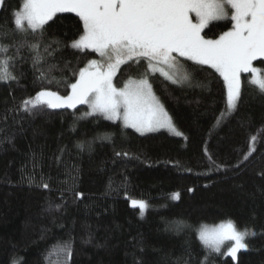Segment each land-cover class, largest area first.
<instances>
[{
  "label": "trees",
  "instance_id": "1",
  "mask_svg": "<svg viewBox=\"0 0 264 264\" xmlns=\"http://www.w3.org/2000/svg\"><path fill=\"white\" fill-rule=\"evenodd\" d=\"M21 3L0 7V43L8 45V71L16 77L0 81V264H264V94L251 75L241 73L240 101L230 114L223 78L210 67L178 58L190 82L150 76L182 138L84 117V105L30 114L22 101L44 88L70 94L73 73L101 58L71 47L83 23L64 13L45 25V60L34 66L35 53L14 46L22 38L13 32ZM231 27L213 23L204 36L217 39ZM49 44L52 55L43 51ZM50 64L58 65V83L39 78ZM254 66L264 75V60ZM130 76L139 78L135 65L121 66L116 86ZM132 200L146 201L148 210L141 215ZM228 221L255 232L235 259L210 252L198 237L201 225ZM64 244L67 260L57 249Z\"/></svg>",
  "mask_w": 264,
  "mask_h": 264
},
{
  "label": "snow or ice",
  "instance_id": "2",
  "mask_svg": "<svg viewBox=\"0 0 264 264\" xmlns=\"http://www.w3.org/2000/svg\"><path fill=\"white\" fill-rule=\"evenodd\" d=\"M4 5L5 0H0V7ZM65 12L75 13L83 23V34L73 40L71 47L80 51L91 49L101 59L89 60L86 67L73 73L78 78L67 84L70 94L60 95L44 88L22 101L23 110L30 114L47 109H75L83 104L90 109L84 117L121 120L125 127L142 134L166 128L177 136L183 135L173 125L149 80L159 73L175 85L190 82L191 73L178 63L179 57L219 73L227 89L228 114L240 101L242 72L251 73L249 82L264 94V75L253 64L264 60V0H22L13 12V32L22 37L15 41L16 52L28 47L35 53L34 66L41 64L45 57L40 51V38L45 25ZM224 19L233 24L218 39L202 35L210 23ZM29 33L38 37L35 42L29 41ZM50 48L51 44L45 45L44 53L52 55ZM7 52L8 45L0 43V81L16 79L8 71L13 57L7 56ZM123 65H135L139 78L130 76L122 87H117L113 80ZM141 68L143 71H139ZM57 69L58 65L50 64L46 71L41 69L39 78L49 84L57 82L52 75ZM255 140L256 136H252L251 141ZM254 151L253 143L244 159ZM42 186L49 187L47 183ZM77 195L83 197V193ZM173 198L179 199V193L173 194ZM131 205L139 208L141 215L148 208L142 200H132ZM198 234L203 246L214 253H221L225 241L233 242L226 252L233 259L240 250H247V238L255 236L254 231L238 229L232 221L213 228L203 225ZM57 249L66 260L71 258L70 245H58Z\"/></svg>",
  "mask_w": 264,
  "mask_h": 264
},
{
  "label": "rangeland",
  "instance_id": "3",
  "mask_svg": "<svg viewBox=\"0 0 264 264\" xmlns=\"http://www.w3.org/2000/svg\"><path fill=\"white\" fill-rule=\"evenodd\" d=\"M65 13H72V12H65ZM59 14H64V13H58L57 15H59ZM75 14V13H74ZM56 15V16H57ZM55 18V17H54ZM53 18V19H54ZM50 22V21H49ZM225 23V22H231L232 24H233V22L230 20V19H224V20H218V21H213L212 23H210L209 24V26L210 25H212L213 23ZM208 26V27H209ZM207 27V28H208ZM207 28H205L204 29V31L207 29ZM204 31H203V33H202V35H204ZM207 39V38H206ZM218 39V38H217ZM76 50H78V49H76ZM86 50H91V49H86ZM179 58H181V59H185V60H187L186 58H183V57H179ZM258 61V60H257ZM192 62V61H191ZM256 61H254L253 62V64L255 63ZM194 63V62H193ZM203 66H207V65H203ZM207 67H209V66H207ZM255 67V66H254ZM211 68V67H210ZM243 73V72H242ZM118 74H119V72L117 73V75H116V77L118 76ZM246 74H250L251 75V78H252V74L251 73H246ZM241 75V74H240ZM116 77L114 78V80H113V83L116 85V82H115V79H116ZM161 103V102H160ZM162 104V103H161ZM80 105H83V104H80ZM163 105V104H162ZM78 106V105H77ZM84 106H86L87 108H88V106L87 105H84ZM164 109H165V107H164ZM166 110V109H165ZM88 111H90V109L88 108ZM168 113V112H167ZM169 115V114H168ZM108 121H110V120H108ZM111 122H114V123H121L122 124V126L124 127V128H126V129H130V130H133L134 132H136V133H138V134H140V135H149V134H153V133H158V132H167V133H169V134H171V135H173V136H175V137H178V138H182V137H184V135H180V136H177V135H175L174 133H172V132H170L168 129H166V128H161V129H159V130H157V131H152V132H145V133H141V132H138L135 128H131V127H125L124 125H123V122L121 121V120H116V121H111ZM172 123H173V121H172ZM173 125H174V123H173ZM175 126V125H174ZM176 128V127H175ZM177 129V128H176ZM178 130V129H177ZM179 131V130H178ZM180 132V131H179ZM182 133V132H181ZM149 206V205H148ZM148 210V208L145 210V211H147ZM223 223H227V222H223ZM221 223H219V224H216V225H207L209 228H213V227H218L219 225H220ZM201 226H203V225H201ZM201 226H200V228H201ZM199 228V229H200ZM198 237H199V234H198ZM231 243H233V242H230V241H225V243H224V245L222 246V248H221V250H225V254H226V252H227V248H228V246L231 244ZM240 251H245V250H240ZM239 251V252H240ZM238 252V253H239ZM237 253V254H238ZM228 256V255H227ZM230 257V256H229Z\"/></svg>",
  "mask_w": 264,
  "mask_h": 264
}]
</instances>
